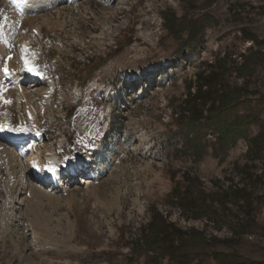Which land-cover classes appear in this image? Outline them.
<instances>
[{"label":"rangeland","instance_id":"1","mask_svg":"<svg viewBox=\"0 0 264 264\" xmlns=\"http://www.w3.org/2000/svg\"><path fill=\"white\" fill-rule=\"evenodd\" d=\"M22 9L20 16L0 0V67L17 41H32L42 77L25 79L22 87L34 82V88L45 90L32 102L48 132L39 144L0 138V153L11 145L7 159H0V264H215V253L264 261V157L253 161L247 153L248 138L256 137L262 125L251 123L248 138L230 148L218 140L217 130H202V159L183 144V135L175 145L170 137L181 125L175 112L186 98V84L210 63L226 58L231 69L225 82L256 89L252 99L264 97V58L249 77L234 70L245 56L264 53V0H28ZM170 13L192 19L201 30L196 50L176 56L193 29L175 37L165 26ZM11 68L9 80L0 70V90L8 87L13 93L10 109L18 125L24 103L18 105L15 84L24 76L16 59ZM77 91L78 142L70 156L92 162L82 175L67 174L63 184L49 187L44 178L33 177L32 161L42 173L43 158L48 161L55 149L58 159L68 156L66 145L60 149L59 144L66 141L63 118L77 103L72 96ZM11 110H2L3 121ZM245 111L240 108L239 114ZM41 146L53 151L38 153ZM40 185L45 190H38ZM175 186L193 187L196 197L202 191L206 204L200 208H211L186 218L170 203ZM242 188L252 193L247 209L241 208L243 199L230 196ZM223 192L231 194L222 198ZM16 197L21 202L12 204ZM162 220L199 238L188 258L181 257V246L168 255L163 233L153 237L162 231Z\"/></svg>","mask_w":264,"mask_h":264},{"label":"trees","instance_id":"2","mask_svg":"<svg viewBox=\"0 0 264 264\" xmlns=\"http://www.w3.org/2000/svg\"><path fill=\"white\" fill-rule=\"evenodd\" d=\"M183 1L186 3L197 0ZM179 20L181 21L180 23ZM194 24L192 19H186L185 17L179 19L171 13L169 16H166L165 26L171 34L176 35L175 37L181 38L182 32L190 26L193 29V32L189 34L185 42L188 45H183L185 43H182L177 50L176 56H181L188 49L190 51L196 50L199 41L198 35L201 30L194 28ZM243 32L246 34L247 39L251 38L252 35L250 33L248 35V31L245 28H243ZM262 58H264L263 52H254L253 55L245 56V60H243L244 56L242 55L243 61L234 69L235 73L239 77H249L253 74L254 64ZM230 69V62L224 58V60L217 63L208 64L205 69L197 72L195 79H191L186 84V98L181 101L180 110L175 112L176 118L181 125H179L178 132L170 135L173 140L172 142L175 145L177 139L183 135L181 139L183 144L187 147L192 146L194 156H197L198 159H202V152L205 149L202 144V130H210L211 128L217 130L219 133L218 140L221 144L230 148L239 139L247 137L246 131L251 123H260L263 129L256 137H247L249 140L247 153H249L253 161L264 157V97L258 95L255 99H252L251 96L257 95L258 92L256 89H251L248 85H244L243 87L228 85L225 82V78ZM252 104L254 105L252 106ZM240 108L246 110L244 114H239ZM74 111V108L69 110V131L67 138L71 143H74L76 140V133H74L70 123ZM190 133L194 134L193 138H189ZM243 172H245L244 169ZM253 177L251 173L249 178L253 180ZM182 192L183 194H192L194 198L181 195ZM200 192V195L196 197L193 187L187 186L181 191L179 187L175 186L172 190V200L170 203L176 204L186 218H197L200 216L199 212L204 214L211 208L209 205H206V210L200 208L202 202L206 204V196L202 191ZM231 192H223V195L219 196L225 198ZM230 196H232L233 200L237 198L243 199L244 203L241 205L243 209L250 208L253 205L252 193L246 188L239 189ZM196 198H199V203L195 202ZM161 223L162 231H156L153 237L161 236V233H163V238L168 242L171 249L168 255L172 254L174 256L179 249L177 246H181V257L188 258L189 252H192L195 244L199 242V238H191L189 236L191 232L178 228L174 223H166L163 220ZM197 233L202 235L199 232ZM200 239L203 240L201 237ZM214 258L216 260L215 264H264V261L248 260L247 258L240 259L239 255L236 254L219 255L215 253ZM173 264H180V262L177 261Z\"/></svg>","mask_w":264,"mask_h":264},{"label":"bare ground","instance_id":"3","mask_svg":"<svg viewBox=\"0 0 264 264\" xmlns=\"http://www.w3.org/2000/svg\"><path fill=\"white\" fill-rule=\"evenodd\" d=\"M30 2V1H29ZM30 6V4H28V7ZM27 7V8H28ZM26 78V77H25ZM29 83V82H28ZM31 85H30V87H27V88H24V91L21 93V95L20 96H18V100H22V99H24V100H27V101H29V105H31L32 103H31V101H32V98H34L35 99V97H36V95H40V94H44L45 92V90H39V89H37V88H34L35 86H36V84H34V82L33 83H30ZM14 92V91H13ZM48 93V92H47ZM13 94V93H12ZM9 97L11 98V96L9 95ZM31 107V111L33 112V114L35 115V116H37V111L35 110V107H34V105H31L30 106ZM8 109V108H7ZM9 110H11L10 108H9ZM8 110V111H9ZM7 113V112H6ZM7 119V118H6ZM23 130H27L26 128H23V129H21V131H23ZM20 131V132H21ZM30 135V134H29ZM12 141H15V140H12ZM7 146V145H6ZM10 146L11 145H8V151H4V152H1L0 153V159L1 158H4L5 159V157H6V159H7V154L9 153V149H10ZM42 148H44V150L42 151V152H40V149L41 148H38L37 149V152L38 153H42L43 155L44 154H46V152H48V153H51V150L53 151V149L51 148L52 146H49V147H47V148H45L44 146H41ZM53 153V152H52ZM52 155V154H51ZM50 156V155H49ZM17 157V156H16ZM21 158V157H20ZM53 157H50V158H47L48 160H50V159H52ZM18 160V159H17ZM16 160V162H18ZM29 161V160H28ZM21 162H22V160H21ZM4 163V162H3ZM5 165H7V164H5ZM10 166H11V170H12V167H13V169H15V166H14V164L12 163V162H10ZM27 166V165H26ZM25 168V167H24ZM22 169V168H21ZM24 172V171H23ZM26 172V171H25ZM11 173V172H10ZM13 175V174H12ZM22 175V174H21ZM24 175V174H23ZM18 177H19V175H18ZM23 177V176H22ZM25 177H27V176H25ZM20 179H21V177H20ZM27 180V179H26ZM25 180V181H26ZM35 181V180H34ZM34 181H31L30 182V186H32V185H34L36 182H34ZM12 183V182H11ZM27 183H28V185H29V182H22V186L24 185H27ZM40 183H38V185H39ZM27 185V186H28ZM11 186V185H10ZM15 187V186H14ZM33 187V186H32ZM27 188V187H26ZM38 188V190H42V189H44V187L43 186H38L37 187ZM32 189V188H31ZM51 189H55V188H53V187H51ZM27 190H30V189H27ZM36 190V189H35ZM45 190V189H44ZM36 193H38V192H36ZM35 194V193H34ZM15 197V196H14ZM19 202L20 201V197H16V198H13L12 199V201H11V203L13 204V203H16V202ZM21 202V201H20ZM15 208V207H14ZM13 208V209H14ZM17 209V208H16ZM13 214H15V212L13 211L12 212ZM11 213V214H12Z\"/></svg>","mask_w":264,"mask_h":264},{"label":"snow or ice","instance_id":"4","mask_svg":"<svg viewBox=\"0 0 264 264\" xmlns=\"http://www.w3.org/2000/svg\"><path fill=\"white\" fill-rule=\"evenodd\" d=\"M26 62H27V61H26ZM5 71H7V69H5ZM29 71H36V69L33 68V67L30 65V66H29ZM37 75H40V73L37 72ZM9 102H10V101H5V103H9ZM49 170L55 172V169H54V168H50Z\"/></svg>","mask_w":264,"mask_h":264},{"label":"built area","instance_id":"5","mask_svg":"<svg viewBox=\"0 0 264 264\" xmlns=\"http://www.w3.org/2000/svg\"><path fill=\"white\" fill-rule=\"evenodd\" d=\"M253 45V42L249 41V47ZM241 60V59H240Z\"/></svg>","mask_w":264,"mask_h":264}]
</instances>
